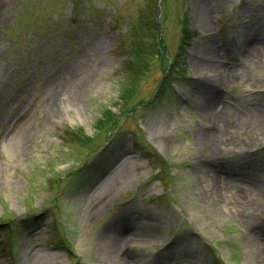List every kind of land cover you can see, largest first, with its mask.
<instances>
[{
  "label": "rangeland",
  "instance_id": "1",
  "mask_svg": "<svg viewBox=\"0 0 264 264\" xmlns=\"http://www.w3.org/2000/svg\"><path fill=\"white\" fill-rule=\"evenodd\" d=\"M82 6L70 24L68 0H0V264H264V0H166L168 54L182 6L196 32L182 71L157 88L151 64L137 95L159 93L109 141L94 122L119 110L146 5Z\"/></svg>",
  "mask_w": 264,
  "mask_h": 264
},
{
  "label": "trees",
  "instance_id": "2",
  "mask_svg": "<svg viewBox=\"0 0 264 264\" xmlns=\"http://www.w3.org/2000/svg\"><path fill=\"white\" fill-rule=\"evenodd\" d=\"M70 1L72 15L68 16L70 24H76L79 21L78 13L83 7L84 0H68ZM146 9L139 11L137 17L127 27L126 32L130 44L127 46L128 60L126 62V68L121 71L126 73V83L121 86V90L118 93L117 103L119 104L118 113H113L111 108H102L99 110V117L96 119L95 127L97 132H106V140L113 139L114 133L119 129L120 123L118 121L119 115L123 118H127L142 106H146L152 101V98L159 93L158 87L170 80L167 75L168 72L173 70H181L184 57L182 53L185 52L184 45H187L189 41L194 37L196 32L190 28V22L187 16L186 10L181 7L180 15L178 16V25L180 27V43L178 45V51L175 56H170L165 46L163 37L161 35L159 24L156 23L158 15V8L156 6L157 0H144ZM89 8V7H88ZM166 13V0L161 1V17ZM115 20L114 25L115 26ZM121 36V40H122ZM154 55L152 56V54ZM181 53V54H180ZM153 63H156L163 71L162 79L155 91L150 95L147 100H143L142 97L137 95V91L140 88V81L143 80L146 69ZM126 71L130 72L127 73ZM77 132L78 130L75 129ZM79 133V134H78ZM77 134H70V139H66L68 144L79 146H88L94 142L92 136L84 135L81 131ZM141 151L145 157L159 165H168V162L164 160L157 152L146 144H139ZM168 174V172H167ZM8 223H13L12 219H7ZM14 224V223H13Z\"/></svg>",
  "mask_w": 264,
  "mask_h": 264
},
{
  "label": "bare ground",
  "instance_id": "3",
  "mask_svg": "<svg viewBox=\"0 0 264 264\" xmlns=\"http://www.w3.org/2000/svg\"><path fill=\"white\" fill-rule=\"evenodd\" d=\"M209 61H210V64H209V66H206V67H209L210 69H213L216 65L215 64H213V65H211V60L210 59H208ZM208 61V62H209ZM214 101H215V99H214ZM230 114H232V112L229 110V109H227V108H221V110H220V112H219V116H225V115H230ZM204 138V137H203ZM205 140H207V138H204ZM203 139V140H204ZM204 161H205V163H206V165H207V167H205V169H207V171H209L210 170V168L212 167V165H211V163H210V159L209 158H206V159H203ZM235 168H237V166H235ZM238 169V168H237ZM209 178H210V182L212 183V181H214V179H213V177H211L210 175H209ZM216 180L217 181H214V183L216 184V182L219 184V181H218V179L216 178ZM247 219L245 218V221H246ZM248 223V225H249V228L250 229H254V225L252 224V222H250L249 221V219H248V221H247Z\"/></svg>",
  "mask_w": 264,
  "mask_h": 264
}]
</instances>
